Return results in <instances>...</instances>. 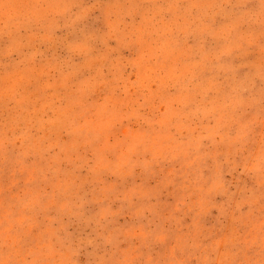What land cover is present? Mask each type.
I'll return each mask as SVG.
<instances>
[{
  "label": "rangeland",
  "instance_id": "1",
  "mask_svg": "<svg viewBox=\"0 0 264 264\" xmlns=\"http://www.w3.org/2000/svg\"><path fill=\"white\" fill-rule=\"evenodd\" d=\"M0 264H264V0H0Z\"/></svg>",
  "mask_w": 264,
  "mask_h": 264
}]
</instances>
